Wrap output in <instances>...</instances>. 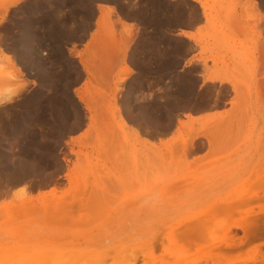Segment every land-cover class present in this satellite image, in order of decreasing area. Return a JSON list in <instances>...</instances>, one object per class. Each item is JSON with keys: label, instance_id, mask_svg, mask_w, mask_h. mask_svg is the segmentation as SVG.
<instances>
[{"label": "rangeland", "instance_id": "rangeland-1", "mask_svg": "<svg viewBox=\"0 0 264 264\" xmlns=\"http://www.w3.org/2000/svg\"><path fill=\"white\" fill-rule=\"evenodd\" d=\"M99 1L142 25L181 27L196 17L189 3L164 15L163 0H0V264H264V0H198L212 25L206 61L214 64L220 40L232 73L237 53L244 61L250 49L254 75L240 84L242 95L229 98L227 86L224 95H210L215 87H208L199 106L190 82L171 89L160 83L159 95H117L130 71L107 83L97 67L103 40L82 56L86 104L68 95H25L37 86L29 80L31 62L45 60V74L72 86V62L62 60L57 44L73 37L61 31L81 40ZM99 9L97 27L108 42L119 25L131 31L114 20V6ZM238 9L253 24L249 34L234 30L243 28ZM24 25L25 60L15 49ZM149 39L138 42L134 62L146 60ZM224 100L221 117L181 121Z\"/></svg>", "mask_w": 264, "mask_h": 264}, {"label": "crops", "instance_id": "crops-1", "mask_svg": "<svg viewBox=\"0 0 264 264\" xmlns=\"http://www.w3.org/2000/svg\"><path fill=\"white\" fill-rule=\"evenodd\" d=\"M25 1L33 4L36 3L34 1L32 2V0ZM38 2L43 1L39 0ZM163 2L165 3V7L169 8L168 12L164 14L168 17L172 14L176 5L180 3L194 4L196 9L194 21L189 25L181 27H176L170 24V22H166V24L164 23L161 26L152 24L147 25V23L146 25H142L136 19H127L124 17L115 4L107 1H99L95 4L97 12L94 14L91 27L86 30L87 33L85 32V34H83L84 37L81 41L74 38L71 46L67 48V56H62L63 61L72 62L71 68L76 74L75 81L73 75V84L68 91L67 89L57 87L56 91L52 90L51 93L44 91L41 94L68 95L71 99L75 100L79 99V95H84L90 78L87 74L88 72L82 56L87 50H92L97 47L95 45L97 41L103 40L105 41L104 51L106 54L102 57V62L97 64V67L103 69L102 73L105 79L108 80L107 83H113L124 68H128L130 71V73L123 77L119 85L121 91L117 95H159L157 88L160 83H168L171 89L170 84L183 86L182 83H184V85L187 86L186 84L188 82L194 83V98L197 97V95H201L198 100L199 106L201 104L200 101L204 98L203 95H207L208 87H215L214 92L210 93V95H224L226 86L228 89L227 95H230L229 98L233 95H242L240 92L238 94L240 84L251 83L254 75L251 62L246 60V56L249 57L250 49H248L246 53L244 52V61L241 60V54L237 53V61L232 60V73H229L230 65L227 61L225 62V56H223L227 47L222 44L220 40L216 41V44L214 43L217 49V58L213 57V60L215 59L214 64L206 61L209 56L204 52L210 50L209 46L211 42H204V36L208 34L212 27L208 9L204 10L201 7L202 2L198 0H163ZM248 2L249 0H240L238 3L244 5ZM112 6H114L118 12L114 14V20H118L121 23L123 22L132 28L131 31L126 34L122 26H117L115 29L114 43L108 42L105 34L97 27V23L102 14L99 7L105 8ZM236 16L238 20H242L243 28L238 26L235 27L234 30L240 35L249 34L251 28H253V24L250 20L246 19V13H242L240 9H238ZM143 37L150 38L149 40L151 41L150 44H147L145 50V53L148 54L147 58L144 62H134L131 58V54ZM175 41L179 42V44H175ZM258 71V83L264 85V67L259 65ZM262 71L263 76L261 75ZM159 72L164 73V76L158 75ZM33 79L37 86L34 88L32 87L31 91L25 95H31L39 90L38 80L33 77L29 78L31 82ZM139 82H143V86L140 88L135 87ZM242 90L243 95H246V91L244 89ZM61 92L63 94H61ZM175 94L176 93L172 95ZM258 95H264V88L260 89ZM227 102L229 103V101ZM227 102H225V100L217 101L214 104H210L208 108L195 109L191 112V120H188L185 116L184 120L181 121L202 122L211 118L221 117L227 112V108H224ZM86 114L87 117L90 115L88 111H86ZM88 124L89 123H87L85 128ZM85 131L86 129L71 137V142L78 141Z\"/></svg>", "mask_w": 264, "mask_h": 264}, {"label": "bare ground", "instance_id": "bare-ground-1", "mask_svg": "<svg viewBox=\"0 0 264 264\" xmlns=\"http://www.w3.org/2000/svg\"><path fill=\"white\" fill-rule=\"evenodd\" d=\"M35 1V0H34ZM43 1V0H42ZM205 1V0H204ZM33 2V1H32ZM201 2V1H200ZM205 2H207V0L205 1ZM41 2H39V3H35V4H40ZM61 4V3H60ZM55 8H57V6H58V3L57 2H54L53 1V4H52ZM207 5H209V4H207ZM13 6V5H12ZM201 7L204 9V10H206L207 9V6H206V4L205 3H202L201 4ZM6 9V8H5ZM22 31H23V34H22V36L20 37V40H19V43H18V46L19 47H16L15 49H16V51H21L22 52V50L25 48V46H26V44L28 43V41H27V35H26V33H25V31H26V26L24 25L23 26V28H22ZM51 32H53V30L51 31ZM60 33V32H59ZM67 34V35H71L73 38L70 40V42H68V44L69 43H72V41H73V39L76 37V35H77V33H74V30L73 31H71V30H66V29H62V31H61V34ZM87 33V32H86ZM75 34V35H74ZM54 35V34H53ZM57 34H55V36H56ZM58 35H60V34H58ZM79 36V35H78ZM70 37V36H69ZM59 38V37H58ZM70 39V38H69ZM67 40V39H66ZM57 41V39L55 38V42ZM68 41V40H67ZM75 41V40H74ZM81 41V40H80ZM17 43V42H16ZM57 43V42H56ZM59 43V42H58ZM19 48H21V49H19ZM20 56L21 57H23L24 58V56H25V58H24V60L26 59V54H24V51L22 52V54H20ZM60 56H63L62 54H60ZM60 63V62H59ZM29 69H28V71H29V73L31 74V77H33V78H35V79H37L38 80V85H39V89L41 90V91H35L34 93H32V94H35V93H37V92H40V94L41 93H43L44 91H47V92H50L51 93V91L53 90V91H56V88L58 87V88H64V89H67V91L69 90V88L71 87V86H68V85H66V84H64L63 82H61V79H60V75H58V73H56L55 75H47V74H45V72H44V69L46 68V69H48L49 68V66H46L47 64H46V62H45V60H42V61H40V62H31V63H29ZM59 66H61V68L65 71V70H67V69H69L70 68V66H67V65H63L62 63L61 64H59ZM50 67H56L55 65H54V63L53 64H51L50 65ZM137 67V66H136ZM142 71V70H141ZM141 71H140V73H141ZM184 77V76H183ZM187 77V76H186ZM139 78V77H138ZM72 79H73V77H72ZM136 80V79H135ZM131 81V80H130ZM192 81V80H191ZM72 83H73V80H72ZM127 85V84H126ZM129 86V85H128ZM66 91V92H67ZM58 93V92H57ZM61 94H63L62 92H61ZM46 95V94H45ZM47 95H49V93L47 94ZM35 97H33V96H31V100H33ZM79 99H80V101L83 103V104H86L85 103V100L83 99V96L82 95H79ZM34 104H36V101H35V103ZM189 118V117H188ZM180 125H182V122L180 123ZM208 237V236H207ZM209 238V237H208ZM207 239V238H206ZM205 239V237H204V240H206ZM210 241H211V243H214L215 245H217L216 243H219V240L218 239H216V238H211V239H209ZM208 240V241H209ZM220 241H222L221 239H220ZM210 243V242H209ZM210 243V244H211ZM204 244V243H203ZM205 244H207V241L205 242ZM212 245V244H211ZM211 264H224V263H222V262H220V261H215V262H212Z\"/></svg>", "mask_w": 264, "mask_h": 264}, {"label": "water", "instance_id": "water-1", "mask_svg": "<svg viewBox=\"0 0 264 264\" xmlns=\"http://www.w3.org/2000/svg\"><path fill=\"white\" fill-rule=\"evenodd\" d=\"M87 2H91V0H87ZM93 3H94V5H95V4H97L98 2H93ZM58 5H59V4H58ZM57 46L59 47V48H58L59 54H62V55H64V57H66V56H67V51H66V49L69 48V47L71 46V43H69V44L58 43ZM73 100H74V99H73ZM74 101H76V100H74ZM76 103H77V101H76Z\"/></svg>", "mask_w": 264, "mask_h": 264}]
</instances>
